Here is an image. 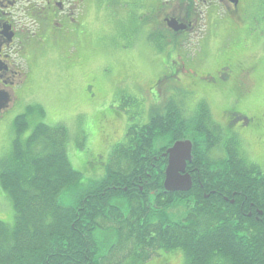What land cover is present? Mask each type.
<instances>
[{"label": "trees", "instance_id": "16d2710c", "mask_svg": "<svg viewBox=\"0 0 264 264\" xmlns=\"http://www.w3.org/2000/svg\"><path fill=\"white\" fill-rule=\"evenodd\" d=\"M182 113L168 100L147 123L129 124L104 176L69 207L58 197L78 185L80 174L66 154L65 127L37 123L23 136L27 116H17L11 151L0 164V186L14 211L11 227L0 221V264H143L173 251L181 264H264V175L238 144L226 143L228 154L219 159L221 131L206 104L196 117ZM180 140L192 143L186 166L192 185L169 193L162 154ZM173 204L184 205L182 220L164 218ZM110 231L115 241L103 251Z\"/></svg>", "mask_w": 264, "mask_h": 264}, {"label": "flooded vegetation", "instance_id": "af4514ba", "mask_svg": "<svg viewBox=\"0 0 264 264\" xmlns=\"http://www.w3.org/2000/svg\"><path fill=\"white\" fill-rule=\"evenodd\" d=\"M252 1L0 0V116L16 103L37 97L31 88L29 69L24 72L22 68L23 62L34 67L46 54L53 60L57 56H53L57 52L55 46L64 52L66 47L73 51L74 57L68 60L71 65L74 60H82L92 10L97 5L108 9L110 2L124 48L138 51L143 45L142 49L154 53L153 64L162 71L160 76L150 77L153 88L149 90L156 89V83L161 81H173L178 88H188L199 81L214 84L219 90L226 87L216 94L217 109H208L221 131L214 148L219 159L228 154V142L247 151L243 134L256 125V120L233 108L230 95L242 97L251 90L257 62L264 52V14L253 16ZM192 44L195 50L188 54L187 46ZM253 49L260 54L256 58L248 55ZM171 56L173 68L168 66ZM151 96L152 104H156L159 93ZM165 101L168 103V99ZM195 111L192 115L182 113L181 117H196ZM215 113L221 117H215ZM236 132L241 136H235Z\"/></svg>", "mask_w": 264, "mask_h": 264}, {"label": "rangeland", "instance_id": "374dc122", "mask_svg": "<svg viewBox=\"0 0 264 264\" xmlns=\"http://www.w3.org/2000/svg\"><path fill=\"white\" fill-rule=\"evenodd\" d=\"M113 6L109 2L108 9L99 5L93 8L87 25L85 56L82 60H74L71 65L68 60L74 57L73 51L66 47L64 52L55 46L57 52L53 56H57L53 60L48 59L46 54L34 67L31 64L27 67L23 62L22 68L24 72L29 69L31 88L37 97L16 103L0 116V164L11 151L15 136L13 123L17 116H27L29 128L23 136H27L37 123L65 127L66 154L71 168L80 174L76 187L65 189L59 194L58 201L65 207L75 203L79 191L104 176L110 151L129 124L148 122L156 110L165 106V98L173 101L186 114L192 115L193 111L199 109L201 102L206 103L210 111L216 110V94L227 89L221 87L219 90L214 84L202 81L188 88H178L173 85V81H161L156 83V89L154 87L150 91L149 88H153V84L149 85L150 77L160 76L162 71L153 64L154 53L142 49L143 45L138 51L124 48L125 41L120 38L121 29L117 27L110 11ZM251 11L254 17L264 14V0H253ZM126 24L127 20L124 19L123 28ZM187 47L190 49L188 54H192L195 45ZM206 49L211 54L209 44ZM248 55L256 58L260 54L253 49ZM172 57L168 62L170 68L175 66ZM212 57L215 58L214 54ZM257 63L256 79L251 90L242 97L232 93L230 103L233 108L256 120L255 126L245 130L243 138L250 160L264 174V52ZM154 92L159 93L156 104H152L154 97L151 95ZM35 106L44 110L43 117L34 111L27 112L28 108ZM215 117L221 116L215 113ZM235 136L241 135L236 132ZM182 205L169 206L164 218L169 221L182 220L186 216V209ZM13 212L0 186V221L11 227ZM114 241V232H105L102 250H106ZM182 258L179 251L160 252L143 264H157L163 260L167 261L164 264H181Z\"/></svg>", "mask_w": 264, "mask_h": 264}, {"label": "water", "instance_id": "95a60500", "mask_svg": "<svg viewBox=\"0 0 264 264\" xmlns=\"http://www.w3.org/2000/svg\"><path fill=\"white\" fill-rule=\"evenodd\" d=\"M192 145L189 141H177L168 148L163 157L167 159L164 171V191L187 192L191 188V178L186 173V166L191 162Z\"/></svg>", "mask_w": 264, "mask_h": 264}]
</instances>
